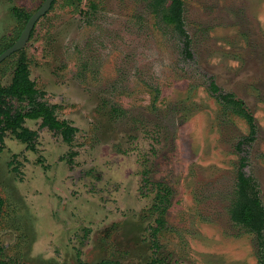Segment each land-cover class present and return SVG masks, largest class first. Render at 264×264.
<instances>
[{
    "label": "rangeland",
    "instance_id": "1",
    "mask_svg": "<svg viewBox=\"0 0 264 264\" xmlns=\"http://www.w3.org/2000/svg\"><path fill=\"white\" fill-rule=\"evenodd\" d=\"M43 1L0 0V48ZM182 3L187 49L149 0H54L0 62L7 85L23 52L38 99L77 127L65 142L26 119L35 150L4 137L0 259L264 264V228L258 237L228 211L241 162L264 205V0ZM211 82L254 117L243 150L249 125Z\"/></svg>",
    "mask_w": 264,
    "mask_h": 264
},
{
    "label": "trees",
    "instance_id": "2",
    "mask_svg": "<svg viewBox=\"0 0 264 264\" xmlns=\"http://www.w3.org/2000/svg\"><path fill=\"white\" fill-rule=\"evenodd\" d=\"M53 3L54 0L51 6ZM149 6L154 16L160 17L166 24L173 25L179 35L186 37L184 49H187L188 36L184 29L182 0H149ZM14 13L18 18L22 15L18 10H14ZM11 45L12 43L4 45L0 48V52ZM211 90L223 109L230 110L242 117L249 125V133L242 136L236 144V148L243 150V145L249 146L255 139L254 117L243 102L236 98L233 93L218 91V87L214 82H211ZM42 94V91L30 79L26 57L23 52H20L9 84L2 85L0 83V151L3 149L4 137L8 132L19 141L26 143L27 148L30 150H35V141L38 134L36 130L25 126L26 119H40V128L46 127L54 131L65 142L72 140L77 127L65 119L57 118L55 113L56 106L54 104H46L38 99V96H42ZM9 165H11L12 171L17 172L18 168L12 165V161ZM244 166L245 162H241L237 172L236 195L228 211L231 219L236 224L246 226L248 231L255 232L258 237L262 238L264 205L261 203L260 196H258L253 179L243 171ZM160 198L162 202L163 198L161 196ZM2 203L3 201L0 197V208ZM1 253L2 247L0 246V255ZM0 264L8 263L0 259ZM78 264H117V262L103 259L90 263L83 261L78 255Z\"/></svg>",
    "mask_w": 264,
    "mask_h": 264
},
{
    "label": "water",
    "instance_id": "3",
    "mask_svg": "<svg viewBox=\"0 0 264 264\" xmlns=\"http://www.w3.org/2000/svg\"><path fill=\"white\" fill-rule=\"evenodd\" d=\"M53 0H44L43 3L33 12L27 19L23 29L21 30L17 39L12 43L11 46L7 47L0 52V62L20 49L26 40L29 38L32 29L34 28L37 20L44 15L49 7L51 6Z\"/></svg>",
    "mask_w": 264,
    "mask_h": 264
},
{
    "label": "flooded vegetation",
    "instance_id": "4",
    "mask_svg": "<svg viewBox=\"0 0 264 264\" xmlns=\"http://www.w3.org/2000/svg\"><path fill=\"white\" fill-rule=\"evenodd\" d=\"M6 49V48H5Z\"/></svg>",
    "mask_w": 264,
    "mask_h": 264
}]
</instances>
